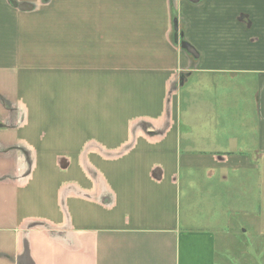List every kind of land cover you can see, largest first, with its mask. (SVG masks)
Wrapping results in <instances>:
<instances>
[{"label": "crops", "instance_id": "crops-1", "mask_svg": "<svg viewBox=\"0 0 264 264\" xmlns=\"http://www.w3.org/2000/svg\"><path fill=\"white\" fill-rule=\"evenodd\" d=\"M261 156L264 0H0V264H216Z\"/></svg>", "mask_w": 264, "mask_h": 264}, {"label": "rangeland", "instance_id": "rangeland-1", "mask_svg": "<svg viewBox=\"0 0 264 264\" xmlns=\"http://www.w3.org/2000/svg\"><path fill=\"white\" fill-rule=\"evenodd\" d=\"M250 159H257V155H250ZM260 163L262 189L256 205L258 212L243 219L242 224L236 226V232L217 235L216 264H264V235H258L264 233V156Z\"/></svg>", "mask_w": 264, "mask_h": 264}, {"label": "water", "instance_id": "water-1", "mask_svg": "<svg viewBox=\"0 0 264 264\" xmlns=\"http://www.w3.org/2000/svg\"><path fill=\"white\" fill-rule=\"evenodd\" d=\"M189 1L193 3H198L200 0H189ZM173 24H174L175 32L178 33V20L176 14L173 17ZM179 45L180 48L186 51L191 57H193L194 59H198L199 55L197 51L193 46H191L188 42L184 40L183 33L179 34Z\"/></svg>", "mask_w": 264, "mask_h": 264}]
</instances>
